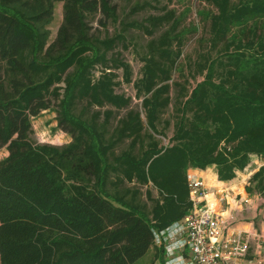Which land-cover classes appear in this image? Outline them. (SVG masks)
Masks as SVG:
<instances>
[{
  "label": "trees",
  "instance_id": "16d2710c",
  "mask_svg": "<svg viewBox=\"0 0 264 264\" xmlns=\"http://www.w3.org/2000/svg\"><path fill=\"white\" fill-rule=\"evenodd\" d=\"M173 1L138 0L130 15L158 13L127 21L113 0H0V264H139L153 248L165 264L153 231L190 211L188 172L215 167L230 184L252 156L264 161V0H204L217 12L206 13L210 51L195 66L203 81L175 82L174 100L190 28L179 31L187 11ZM56 2L63 18L51 39ZM96 24L119 29L102 37ZM130 29H165L146 45L135 82L120 54L109 57L127 49ZM116 70L134 83L147 125L116 92ZM172 104L173 135L162 145ZM47 110L70 144L34 140L32 120ZM250 182L247 193L264 197V165Z\"/></svg>",
  "mask_w": 264,
  "mask_h": 264
},
{
  "label": "built area",
  "instance_id": "2783aa9c",
  "mask_svg": "<svg viewBox=\"0 0 264 264\" xmlns=\"http://www.w3.org/2000/svg\"><path fill=\"white\" fill-rule=\"evenodd\" d=\"M188 181L190 211L162 231H153L155 246L164 249L165 264H264V197L231 200L230 186L217 193L200 179L191 176ZM253 201V218L235 214Z\"/></svg>",
  "mask_w": 264,
  "mask_h": 264
},
{
  "label": "rangeland",
  "instance_id": "374dc122",
  "mask_svg": "<svg viewBox=\"0 0 264 264\" xmlns=\"http://www.w3.org/2000/svg\"><path fill=\"white\" fill-rule=\"evenodd\" d=\"M136 1L138 0H129L128 3H126L123 2L122 0H113V3L116 4L119 8V15L121 19L126 18L127 21L128 20L143 21V19L147 18L149 15L158 13L156 11L144 10L141 13L130 15L129 14V11L131 9L130 7H132V5H134ZM58 3L59 2H56L55 6H57ZM169 6L171 7V9L174 8L175 10H177L178 14L187 11L186 17L182 20L183 22L179 28V31L187 30L188 28H190L189 32H185V38L182 46L183 53L181 59L178 61V65L180 69H182L183 71L181 73L179 70H177L175 73H173V77H172L173 81H172L171 94H172V99L174 100L175 96L177 95V92L179 91V88L174 86L175 82L181 85L185 84L189 89H192L197 84V82L203 81L201 76H196L195 66L197 65L196 63L200 61V57L203 54L209 53L210 51L209 39L211 37L210 35L211 20H209L206 17V13L208 12L216 13L217 9L216 7L206 3L204 0H183L182 2H177V0H174L173 2H171V4H169ZM55 16H56L55 22L51 24L52 25L51 39L55 38L57 30L61 26V23L59 22L60 14H59L58 6L57 8H54V17ZM95 28L96 29L99 28L98 31L100 32L102 37H105L107 34L110 35L111 37L114 35L116 30L119 29V26L115 24H109L108 27L102 28L100 27V25L96 24ZM164 30L165 29H161L154 36H150L145 32H141L136 29H130L125 34L128 40L127 49H124L121 45L116 46L114 50L109 54V57L111 58L112 56L120 54L121 58L132 67L133 70L132 77H133V81L135 82L137 79L141 77V72L143 69V63L141 61V57H143L144 53L146 52L145 51L146 45L152 39L158 37V35L162 33ZM98 73L96 75H98ZM116 73H117L116 80L122 83L123 71L116 70ZM188 79H189V84L187 85L185 81ZM116 92L118 94H124L127 97L129 98L131 97L133 99L132 101L133 107L136 110L140 111V113L142 114V120L144 124H146V114L142 108V100L139 99L138 96L136 95V89L134 87V83H131L130 85L122 83V85L116 88ZM123 114L124 112L120 113V115ZM57 117H58L57 112H55L54 110H47V111H43V114H41L39 117H36L32 120V126L34 130L33 138L36 142H38L39 144H50L52 146L59 147V146L68 145L73 141L71 135L66 133L58 126ZM174 121H175V109L172 104L167 109V111L161 116V120H160L159 130L160 129L165 130L166 139L162 138L161 136H156V138L161 140L162 145H167L169 143L170 137H172L173 135ZM167 122L171 123L169 127H167ZM7 156H8V152L6 149L0 151V160L4 159ZM254 160L256 161L262 159L258 156L257 157L255 156ZM250 165L253 166L252 169H254L255 167L254 161ZM247 171L248 168L247 170H245V172ZM236 183H239V181ZM250 184L251 182L249 183V186ZM249 186H247V188ZM142 191L143 193H145L146 188H143ZM155 194L156 193L154 192V195ZM256 196H260V194L257 193L250 194L251 198H255ZM250 218L251 216L247 217L246 219L250 220ZM155 253H156V248H153L152 251L149 252V254L145 258L140 260L139 264H159L156 261Z\"/></svg>",
  "mask_w": 264,
  "mask_h": 264
},
{
  "label": "crops",
  "instance_id": "0c3cea01",
  "mask_svg": "<svg viewBox=\"0 0 264 264\" xmlns=\"http://www.w3.org/2000/svg\"><path fill=\"white\" fill-rule=\"evenodd\" d=\"M57 6H58L59 14H60L59 22L61 23L62 18H63V10H62L63 9V3L59 2ZM57 6H55V8H57ZM55 19H56V16L54 17L53 23L55 22ZM254 157L255 156L251 157V161L248 164L250 166V167L248 166V171L247 172L243 171V172L238 173V176H239V179L241 180V183L239 181V183L234 182V183L226 184V183H223L222 181H219L215 167H210V168H207L205 170L191 169L188 172V176L189 177L192 176L194 178H197V179H200V180L206 182L208 184V186L213 188V190L215 189L217 191V193H220V191H223L224 186H230L229 187V189L231 190V192H229L230 199L231 200L235 199V197L237 196L238 198H241L244 201V200L251 198L250 194H247V192H246V188H247V186H249V183L251 181V179H250L251 176L254 173H256L260 168H262L264 165V161H262V160H256L255 161ZM253 161H254V165H255L254 169H252L253 166L250 165ZM256 206H257V203L255 201H253V204L250 207H247V205L244 204L242 209L235 211V214L243 220H248V219H246L247 217H250V216H251V218L254 217V215L256 213Z\"/></svg>",
  "mask_w": 264,
  "mask_h": 264
}]
</instances>
